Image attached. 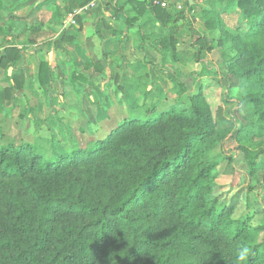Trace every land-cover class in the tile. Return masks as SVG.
Masks as SVG:
<instances>
[{
    "label": "trees",
    "instance_id": "obj_1",
    "mask_svg": "<svg viewBox=\"0 0 264 264\" xmlns=\"http://www.w3.org/2000/svg\"><path fill=\"white\" fill-rule=\"evenodd\" d=\"M88 2L66 0L55 16L65 18ZM126 3L136 11L132 20L151 14L169 33L182 16L147 0ZM207 3L205 44L218 48L223 83L243 88L238 103L245 120L232 117L233 127L217 128L228 121L222 107L214 115L201 90L186 95L183 88L156 114L157 104L145 100L129 107L106 138L84 148L73 143L56 153L0 134V264H236V250L245 245L252 252L248 264H264V238H253L264 225L233 218L234 208L213 195L217 176L235 173L232 157L219 169L211 155L217 144L235 143L252 177L264 170V0ZM175 45L167 49L176 56ZM67 64L69 78L86 80L72 60ZM9 79L19 88L15 70ZM37 81L50 85L48 60H41ZM151 93L144 90L146 98Z\"/></svg>",
    "mask_w": 264,
    "mask_h": 264
},
{
    "label": "rangeland",
    "instance_id": "obj_2",
    "mask_svg": "<svg viewBox=\"0 0 264 264\" xmlns=\"http://www.w3.org/2000/svg\"><path fill=\"white\" fill-rule=\"evenodd\" d=\"M186 1L171 0L165 7L172 14L182 13L170 23V33L149 14L139 18L133 24L134 29L127 28L126 34L115 37H123L128 45L131 44L116 64L107 53L101 59L95 56L83 62L78 71L87 76V81L66 78L61 65L58 66V52L63 49L59 54L66 55L65 46L74 43L78 35L75 29L70 28L72 26H64V14L59 20L56 17L58 23L52 31V38L60 42L59 51L44 46L49 38L36 41L30 47L12 48L15 51L12 50L9 55L13 63L17 58L25 61H30L31 57L37 61L50 60L54 83L46 89H31L32 92L18 83L19 88L14 91L6 73L9 64H5L6 68L0 74V134L19 141L40 142L56 153L63 152V145L73 143L84 148L90 142L106 138L122 119L128 117L129 107H139L145 100L150 105L157 104L156 114L158 109L176 100L183 88L186 95H194L201 90L214 115L222 107L228 121L218 123L217 128L233 127L232 117L244 121L246 112L238 103L243 88H228L223 83L221 78L226 71L218 48L209 49L205 44L211 38L202 30L201 9L209 7L207 0H194V9H190ZM6 2L8 5L12 3L11 0ZM91 2L95 3L91 11L81 13L77 17V25L73 27L77 28L85 18H101L104 14L99 12V8L110 9L106 0ZM53 10L54 6V13ZM130 10L124 16L133 17L135 13ZM47 13V10L43 13L45 19L49 17ZM227 22L232 24V21ZM123 25L124 33L127 26ZM23 29L21 24H14L13 27H6L5 32L20 37ZM104 34L107 49L113 44L114 36H111L109 28ZM6 42L12 43L3 38L1 45ZM174 42L176 56L167 49ZM127 83L137 84L138 89L126 88ZM146 88L152 91L148 98L144 94ZM211 155L218 160L219 169L228 162L225 157L231 156L235 169L233 175L217 176L213 195L219 198L221 205L234 208L233 218L247 220L252 228L263 226L264 185L261 183L264 170L252 177L244 152L235 143H219L211 150ZM261 163L264 165V157ZM253 238L262 241L264 230Z\"/></svg>",
    "mask_w": 264,
    "mask_h": 264
},
{
    "label": "crops",
    "instance_id": "obj_3",
    "mask_svg": "<svg viewBox=\"0 0 264 264\" xmlns=\"http://www.w3.org/2000/svg\"><path fill=\"white\" fill-rule=\"evenodd\" d=\"M43 1L44 0H11L12 3L8 5L6 0H0V74L2 71H4V68H6L5 64H9L7 66L8 72H6L8 75L7 77H11V75H9V69L12 68L13 71L15 70L17 82L21 85L23 84L25 90L29 91L38 87L42 88L37 81V72L41 62L40 59L37 61L35 57H31L30 61H25L17 58L14 66H11L13 64L12 61L14 60L10 58L9 52H12L10 49L16 47H30L34 42L46 38L49 39L46 40L44 46H47L49 50H60V42L57 39L52 38V31L53 27H55L56 23H58V19L56 20L55 11L58 7L63 9L66 0H55L50 3H45ZM91 1L92 0H89L87 4H89ZM124 1L125 0H106V3L110 9L98 7L100 10L99 12L104 14L101 18L95 20L85 18L82 20V22H80L79 26L75 29L78 33L77 40L74 43L72 42L71 44H67L65 46L66 55L59 54L64 51L63 49H61L57 55L58 66L60 67L61 65L62 68L60 67V69L63 71V74L66 78H69L67 75H70L71 73V67H69L67 64V62L70 60L75 63L77 70H79V67H81L83 62L86 63L90 58H94L95 56H97L98 59H101V57L107 53L110 60H113V62L116 64L120 60V57L126 53V49L129 47L131 48V44L128 45L126 43V39H123V37L122 39L115 38L118 35L126 34L127 28L134 29L135 27L133 24L138 21L132 20V18L136 16V11L129 3L122 4ZM52 6H54V13L52 12ZM130 8L135 13V15H133V17L124 16L125 14L129 13ZM94 9H92V11ZM45 10H47V14H49L47 19H45L43 16ZM90 11L91 10L89 9L84 12L89 13ZM101 20L104 21V23L102 25V31L98 32L97 25ZM123 20H125V23ZM14 24H21L24 27V29L21 31L20 37H13L12 35H8L5 32L6 27H13ZM122 24L127 26L124 28V33V25L122 26ZM33 27L38 29L37 32L33 33L31 31ZM106 28L111 29V36H114L113 44L109 45L107 49L105 48L107 37H105L104 34ZM3 38L11 41L12 43L6 42L4 45H1V40ZM89 39L92 41L91 48L89 45L87 47V41ZM52 54L50 53V57H52ZM48 61L51 67L52 64L50 60ZM78 73L86 77V80L82 81L88 80L85 74L81 73L80 71H78ZM8 82L11 84L10 87L14 91L18 89L12 87V84L15 83V79H9ZM53 83L54 80L51 70V83L47 88L51 87Z\"/></svg>",
    "mask_w": 264,
    "mask_h": 264
},
{
    "label": "built area",
    "instance_id": "obj_4",
    "mask_svg": "<svg viewBox=\"0 0 264 264\" xmlns=\"http://www.w3.org/2000/svg\"><path fill=\"white\" fill-rule=\"evenodd\" d=\"M153 5H160L161 7H167L171 0H150ZM94 2H91L83 7L75 9L73 12L69 13L65 19H64V26H75L77 25V17L83 13L84 11H87L91 9V7L94 6ZM180 7V5H178Z\"/></svg>",
    "mask_w": 264,
    "mask_h": 264
},
{
    "label": "clouds",
    "instance_id": "obj_5",
    "mask_svg": "<svg viewBox=\"0 0 264 264\" xmlns=\"http://www.w3.org/2000/svg\"><path fill=\"white\" fill-rule=\"evenodd\" d=\"M250 255H252V252L249 246L239 247L235 254L236 264H248Z\"/></svg>",
    "mask_w": 264,
    "mask_h": 264
},
{
    "label": "water",
    "instance_id": "obj_6",
    "mask_svg": "<svg viewBox=\"0 0 264 264\" xmlns=\"http://www.w3.org/2000/svg\"><path fill=\"white\" fill-rule=\"evenodd\" d=\"M189 2H190L191 4H193L195 1H194V0H189ZM12 71H13V69H12V68H10V69H9V75H11V74H12Z\"/></svg>",
    "mask_w": 264,
    "mask_h": 264
}]
</instances>
